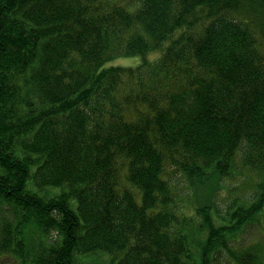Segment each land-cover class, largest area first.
I'll use <instances>...</instances> for the list:
<instances>
[{
    "label": "trees",
    "instance_id": "16d2710c",
    "mask_svg": "<svg viewBox=\"0 0 264 264\" xmlns=\"http://www.w3.org/2000/svg\"><path fill=\"white\" fill-rule=\"evenodd\" d=\"M254 228L264 0H0V258L264 264Z\"/></svg>",
    "mask_w": 264,
    "mask_h": 264
},
{
    "label": "rangeland",
    "instance_id": "374dc122",
    "mask_svg": "<svg viewBox=\"0 0 264 264\" xmlns=\"http://www.w3.org/2000/svg\"><path fill=\"white\" fill-rule=\"evenodd\" d=\"M149 57L152 58V57H154V55H150ZM142 61H143V56L142 55H136V56H130V57L116 58V59L109 61L106 65L136 66V65L140 64ZM227 183H228L227 185L231 186V188H232V187H236L237 184L240 183V181L239 180L238 181H229ZM178 189L181 193H184V191H186V189L182 183L180 184ZM223 194H225L224 191H223ZM235 195L236 194H234V196ZM224 199H225V196L220 197V203L221 204H224ZM246 237H249V239L264 238V228H261V229L254 228L253 230H251V232ZM109 260H110V257L107 254H105V255H103V257H94V258L90 257L88 259V262H90V264H108ZM0 264H16V263L14 261H12L11 259L0 258ZM87 264H89V263H87Z\"/></svg>",
    "mask_w": 264,
    "mask_h": 264
}]
</instances>
